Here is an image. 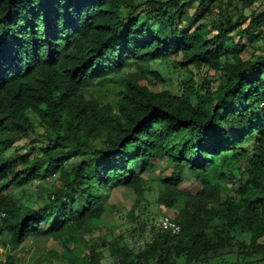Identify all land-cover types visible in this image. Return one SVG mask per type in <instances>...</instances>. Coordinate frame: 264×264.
<instances>
[{
	"label": "trees",
	"instance_id": "trees-1",
	"mask_svg": "<svg viewBox=\"0 0 264 264\" xmlns=\"http://www.w3.org/2000/svg\"><path fill=\"white\" fill-rule=\"evenodd\" d=\"M256 1L0 0V245L77 241L102 219L112 187L133 190L132 215L142 173L159 162L171 173L157 202L181 230L151 227L140 248L119 236L115 260L264 261V50L244 57L241 43L264 39ZM153 62L190 76L174 93L158 71L129 68ZM192 68L221 72L219 81L201 86ZM120 73L115 106L89 89ZM186 173L193 194L179 188ZM43 182L48 195L33 197ZM82 241L80 264H100L98 244Z\"/></svg>",
	"mask_w": 264,
	"mask_h": 264
},
{
	"label": "rangeland",
	"instance_id": "rangeland-1",
	"mask_svg": "<svg viewBox=\"0 0 264 264\" xmlns=\"http://www.w3.org/2000/svg\"><path fill=\"white\" fill-rule=\"evenodd\" d=\"M143 1V0H139ZM255 7L264 10V0H258L255 2ZM193 11V10H192ZM211 17L207 20V32L206 36H211L213 27L211 26ZM187 28L193 29L192 26L187 25ZM237 35L234 38L237 39ZM241 43L245 45L244 57H249L251 54L264 50V39L248 44L247 39H242ZM130 70L141 71L148 76L151 71H158L165 82L172 83L168 86L172 92L176 93L180 89V82L189 78L190 74L183 69H178L172 63L153 62L149 64H132ZM195 79L199 81V85H203L202 80H209L213 85H216L219 81L221 72H217L213 69H194ZM122 73L115 74L103 79H98L89 85L91 92L99 97L103 103H110L112 106L116 105L117 90L119 88V79ZM202 83V84H201ZM206 83H204L205 85ZM32 119L35 117L31 115ZM37 131L40 133L42 128L37 126ZM32 141H39L38 136H33ZM26 140L19 142H13L12 146L23 144ZM34 143H30L28 146H33ZM171 173V167L163 168L159 162H153L143 173L142 177L145 180L143 184V201L136 206L133 214H130V209L134 205L135 194L132 189L125 188L123 186L112 187L105 202V214L102 219L93 221V227L81 236H76L77 241H71L66 243L63 237L58 238H32L23 242L21 245L11 247L9 244L0 245V258L5 259L10 256L13 258L14 264H80L86 257L82 251V246L97 243L99 250L102 252L100 257V264H110L115 260L112 250L113 240L118 239L120 236V242H125L129 247L140 248L150 238L151 227L157 229V223L159 218L164 214H169L173 217V210L162 207L157 202L159 181ZM239 177L238 174H236ZM115 185V184H113ZM31 192L33 197L37 194L44 196L48 195V189H46V183L38 184L37 186H31ZM180 189H183L189 193H195L198 189L189 173H186L182 182L179 185ZM17 193H20L19 188L15 189ZM26 189V193H27ZM38 203H41L39 201ZM174 218V217H173ZM85 257V258H84ZM224 259L217 258L210 264H220V262L229 259L223 264H229L233 262V253L231 255H224ZM250 264H264V261L253 262Z\"/></svg>",
	"mask_w": 264,
	"mask_h": 264
},
{
	"label": "built area",
	"instance_id": "built-area-1",
	"mask_svg": "<svg viewBox=\"0 0 264 264\" xmlns=\"http://www.w3.org/2000/svg\"><path fill=\"white\" fill-rule=\"evenodd\" d=\"M3 215L4 213H0V217ZM157 227L159 231L169 232L173 235L178 234L181 230L180 225L169 214H164L159 218ZM110 264H120V262L118 260H114Z\"/></svg>",
	"mask_w": 264,
	"mask_h": 264
}]
</instances>
